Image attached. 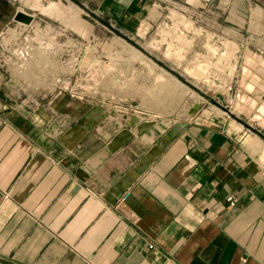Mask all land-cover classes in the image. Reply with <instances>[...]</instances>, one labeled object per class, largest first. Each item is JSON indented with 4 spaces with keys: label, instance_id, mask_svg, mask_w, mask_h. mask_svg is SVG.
Segmentation results:
<instances>
[{
    "label": "crops",
    "instance_id": "obj_1",
    "mask_svg": "<svg viewBox=\"0 0 264 264\" xmlns=\"http://www.w3.org/2000/svg\"><path fill=\"white\" fill-rule=\"evenodd\" d=\"M71 1L159 46L171 68L218 48L230 110L155 104L150 85L127 107L22 98L28 80L0 52V264H264V0ZM45 3L0 0L1 40L19 32L17 11L44 16ZM168 44L182 62L165 59ZM156 106V119L137 115Z\"/></svg>",
    "mask_w": 264,
    "mask_h": 264
},
{
    "label": "rangeland",
    "instance_id": "obj_2",
    "mask_svg": "<svg viewBox=\"0 0 264 264\" xmlns=\"http://www.w3.org/2000/svg\"><path fill=\"white\" fill-rule=\"evenodd\" d=\"M45 1L44 6H36L44 16L36 14L33 23L20 26L17 35L0 38V51L4 50L7 60L5 65L21 72L22 78L28 80L20 91L22 98L28 94L43 95L56 90L68 93L71 90L79 97L97 103L105 101L127 107L143 103L142 92L150 85L152 90L160 89L159 95L152 99L155 100L153 103L161 99L169 102L199 98L218 103L225 112L230 110V97L226 89L215 82L217 73L212 72L220 68L223 61L222 57H215L220 53H217L218 48H211L214 59L208 54L188 67H180L177 61L179 65L171 68L157 52L160 47L153 42L143 44L139 37L123 36L117 29L108 28L105 18L93 16L87 7L77 6L71 0ZM50 4L59 9L43 12L42 9ZM160 33L166 37L174 36L168 30H160ZM257 46L254 42L249 44L251 49ZM16 51L25 53L21 56ZM163 53L167 60L182 62L180 52L172 45L164 47ZM33 64L38 71H29ZM217 93L223 96L224 105L215 98ZM160 106L137 115L146 117L148 113L156 119L162 112ZM235 108L239 110L237 105Z\"/></svg>",
    "mask_w": 264,
    "mask_h": 264
},
{
    "label": "water",
    "instance_id": "obj_3",
    "mask_svg": "<svg viewBox=\"0 0 264 264\" xmlns=\"http://www.w3.org/2000/svg\"><path fill=\"white\" fill-rule=\"evenodd\" d=\"M13 20L17 23H20V24H26V25H29L32 23V16L28 13V12H25V11H17L14 16H13ZM170 71V70H169ZM205 98L206 99H209L208 95L204 94ZM216 99H218V101L221 102V105H224V101H223V96L221 94H215L214 95ZM256 133H258L261 137H264V128H259L256 130Z\"/></svg>",
    "mask_w": 264,
    "mask_h": 264
},
{
    "label": "built area",
    "instance_id": "obj_4",
    "mask_svg": "<svg viewBox=\"0 0 264 264\" xmlns=\"http://www.w3.org/2000/svg\"><path fill=\"white\" fill-rule=\"evenodd\" d=\"M24 11V10H23ZM30 14V13H29ZM31 16H32V18L34 17V14H30ZM33 21V20H32ZM17 23V22H16ZM33 23V22H32ZM31 23V24H32ZM20 24V23H19ZM23 24V23H22ZM22 24H21V26H22ZM31 24H29V25H26V24H24V25H26V26H30ZM1 45V44H0ZM2 54H5V52H4V50H2V51H0ZM17 52V55H21V56H23L24 55V51L22 52V51H16ZM4 57L3 56H1L0 57V60H2ZM63 91V90H62ZM64 92H66L65 90H64ZM68 93L70 94V96L71 97H77V98H80V99H82V97H79L77 94H75V93H73V92H71V90H68ZM130 196V193L127 191V192H125L122 196H121V198H120V201H124V200H126L128 197ZM226 201H228V203H229V206L230 207H232L234 204H235V199L233 198V196H231V197H228L227 199H226ZM148 247H151V245H149Z\"/></svg>",
    "mask_w": 264,
    "mask_h": 264
},
{
    "label": "bare ground",
    "instance_id": "obj_5",
    "mask_svg": "<svg viewBox=\"0 0 264 264\" xmlns=\"http://www.w3.org/2000/svg\"><path fill=\"white\" fill-rule=\"evenodd\" d=\"M159 93H160V89H158L157 87H155L153 90H151V93H150V96H149V99H153V98H155L156 96H158L159 95ZM262 125H264V124H262ZM261 125V126H262ZM260 126V127H261ZM262 128H264V127H262Z\"/></svg>",
    "mask_w": 264,
    "mask_h": 264
}]
</instances>
